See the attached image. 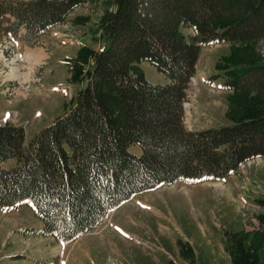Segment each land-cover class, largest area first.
I'll return each instance as SVG.
<instances>
[{
  "label": "trees",
  "instance_id": "trees-1",
  "mask_svg": "<svg viewBox=\"0 0 264 264\" xmlns=\"http://www.w3.org/2000/svg\"><path fill=\"white\" fill-rule=\"evenodd\" d=\"M92 1L106 7L98 46L67 59L79 84L69 108L28 142L23 124L0 123V208L29 205L43 224L25 230L65 244L137 193L223 179L264 155V0H0V29L32 45ZM221 41L231 43L217 65L231 121L188 128L186 87L201 47ZM141 61L170 80L150 81ZM258 250L240 246L235 264H264Z\"/></svg>",
  "mask_w": 264,
  "mask_h": 264
},
{
  "label": "rangeland",
  "instance_id": "rangeland-1",
  "mask_svg": "<svg viewBox=\"0 0 264 264\" xmlns=\"http://www.w3.org/2000/svg\"><path fill=\"white\" fill-rule=\"evenodd\" d=\"M105 8L98 1L77 6L32 45L0 29V123L23 124L25 142L69 108L79 84L70 79L67 59L84 44L98 46L94 36ZM256 49L264 61V38ZM28 52L41 55L32 70ZM230 53L229 41L201 47L186 87L188 128L231 121L232 91L217 77V65ZM139 64L150 81L170 80L150 62ZM12 67L23 75L30 71L31 78H10ZM131 149L141 151L137 144ZM42 224L27 204L0 208V264H235L234 252L242 245L259 249L264 261V155L223 179L178 180L137 193L67 244L25 230Z\"/></svg>",
  "mask_w": 264,
  "mask_h": 264
},
{
  "label": "bare ground",
  "instance_id": "bare-ground-1",
  "mask_svg": "<svg viewBox=\"0 0 264 264\" xmlns=\"http://www.w3.org/2000/svg\"><path fill=\"white\" fill-rule=\"evenodd\" d=\"M40 54L38 52H28L26 55L27 60L29 61V66H30V70H32L36 64V62L39 60L40 58ZM31 72L29 71L27 74L23 75L20 74L18 68L16 67H12L10 70V73L8 74V76L10 78L16 77V78H21V76H24V81H28L31 77H30ZM22 83V82H20ZM32 92V91H31ZM30 95V94H29ZM32 95V94H31ZM112 211V210H111ZM110 212V211H109ZM108 212V213H109Z\"/></svg>",
  "mask_w": 264,
  "mask_h": 264
},
{
  "label": "crops",
  "instance_id": "crops-1",
  "mask_svg": "<svg viewBox=\"0 0 264 264\" xmlns=\"http://www.w3.org/2000/svg\"><path fill=\"white\" fill-rule=\"evenodd\" d=\"M6 37V36H5Z\"/></svg>",
  "mask_w": 264,
  "mask_h": 264
}]
</instances>
